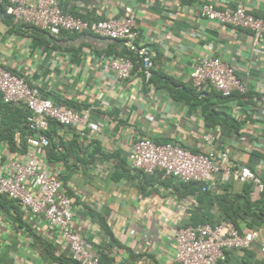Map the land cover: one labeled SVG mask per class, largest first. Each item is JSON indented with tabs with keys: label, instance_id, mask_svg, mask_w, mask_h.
Listing matches in <instances>:
<instances>
[{
	"label": "crops",
	"instance_id": "0c3cea01",
	"mask_svg": "<svg viewBox=\"0 0 264 264\" xmlns=\"http://www.w3.org/2000/svg\"><path fill=\"white\" fill-rule=\"evenodd\" d=\"M57 1L63 12L86 20L120 17L131 7L137 44L150 52L153 66L148 81L136 64L132 75L117 83L104 65L107 58L125 55L122 43L88 33L51 35L0 16L2 65L56 105L89 109L90 120L102 125L99 132H91L50 121V149H45L40 166L61 182L73 202L72 227L93 243L99 258L107 256L110 264H176L178 228L206 218L221 220L218 206L209 207L210 199L201 194L230 198L240 195L246 184H225L219 174L196 184H182L162 173L143 175L130 169L127 156L141 138L193 153L226 152L233 167H247L264 181V39L255 47L249 31L199 14L203 4L243 5L264 19V0ZM205 56L231 65L245 94L223 99L214 91H196L189 74ZM3 104L0 98V129L6 115ZM8 107L18 119L26 114L21 107ZM204 107L217 115L205 119ZM26 132L16 131L13 141L0 137V163L22 154ZM237 221L240 231L258 229L264 241V222L256 217ZM54 240L42 218L25 214L9 199L0 200V264H70L68 251L56 247ZM225 264H264V254L254 244L229 252Z\"/></svg>",
	"mask_w": 264,
	"mask_h": 264
},
{
	"label": "built area",
	"instance_id": "2783aa9c",
	"mask_svg": "<svg viewBox=\"0 0 264 264\" xmlns=\"http://www.w3.org/2000/svg\"><path fill=\"white\" fill-rule=\"evenodd\" d=\"M0 4H5V13L14 22L51 35L88 33L122 43L125 55L107 58L104 65L112 71L117 83L132 75L135 64L139 65L146 81L152 75V55L137 44L139 33L131 7H125L120 17L86 20L63 12L57 0H0ZM199 14L210 22L249 31L255 47L264 39V19L248 13L243 5L218 8L203 4ZM189 80L199 93L214 91L223 99L245 94V86L231 65L216 56L199 58L190 71ZM0 98L4 104L26 111L29 131L22 154L0 163V196L20 205L25 214L46 221L54 234V245L65 248L70 260L77 264H99L93 243L72 227L71 198L64 193L61 182L40 166V158L49 146L46 132L50 121L71 129L83 126L91 132H99L102 125L90 120L89 109L76 111L56 105L44 97L37 86L30 85L1 62ZM101 105L105 107L107 103L103 101ZM204 140H210L208 135ZM127 162L133 171L143 175L162 173L182 184L205 183L219 174L225 184H250L253 202L264 192V181L247 167H233L226 152L193 153L177 144H158L141 138L132 144ZM201 189L205 190V186ZM254 244L264 254V241L260 240L258 229L239 232L228 221L185 226L175 233L173 259L176 264H219L225 261L226 252L247 250Z\"/></svg>",
	"mask_w": 264,
	"mask_h": 264
},
{
	"label": "trees",
	"instance_id": "16d2710c",
	"mask_svg": "<svg viewBox=\"0 0 264 264\" xmlns=\"http://www.w3.org/2000/svg\"><path fill=\"white\" fill-rule=\"evenodd\" d=\"M0 16L2 17L7 16L5 13V4H0ZM214 95L220 96L217 93H214ZM8 106H9L8 104L2 105V108L4 109L6 115L4 116L1 114L2 115V125L0 129V137H6L8 140L13 141V135L16 131H21L22 133L25 130L27 131L26 133L28 134V129H27L26 122H25L26 114L25 115L20 114L19 116L21 118L18 119L17 115H14V113H10V109ZM203 113L205 114V119H207L208 117L213 118L217 115V113L214 112L212 109H209L206 107L203 108ZM234 130H236V128H234ZM49 149H50V146L46 148V152L49 151ZM200 190H201V187H200ZM250 192H251L250 184H246L244 186V188L242 189V193L240 195H234V197H230V198H228L225 195L221 197H217V195H214V196L210 195L208 191L204 192L201 195L208 196V198L210 199V203H211L209 207L213 204H215L216 207L218 206L220 213H222L221 220L217 221V220L206 218V219L198 220V221H190V223L186 226H195V225L202 224V223H209L211 225H216L220 223L221 221H228V222H231L239 232H242L239 230L238 224L240 221H237V219L244 221L247 219V217H256L261 222H264V192L262 193L260 199L256 202H253L250 200ZM3 199H7V198L4 196H0V200H3ZM232 251H235V250H232ZM229 252H226V256ZM225 261L220 262L219 264H225ZM70 264H77V263L70 260ZM99 264H110V260L107 256H101L99 258Z\"/></svg>",
	"mask_w": 264,
	"mask_h": 264
}]
</instances>
